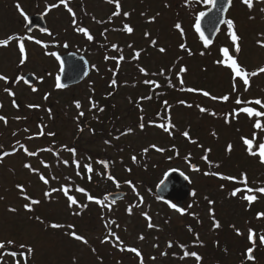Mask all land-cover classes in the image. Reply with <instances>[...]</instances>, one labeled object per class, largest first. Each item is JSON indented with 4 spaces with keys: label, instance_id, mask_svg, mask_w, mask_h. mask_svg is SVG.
I'll use <instances>...</instances> for the list:
<instances>
[{
    "label": "rangeland",
    "instance_id": "1",
    "mask_svg": "<svg viewBox=\"0 0 264 264\" xmlns=\"http://www.w3.org/2000/svg\"><path fill=\"white\" fill-rule=\"evenodd\" d=\"M72 1L73 5L68 3V7L71 5L75 18L71 17L72 14L64 5L58 4L60 0H0V40L11 35L25 37L27 25L21 10L28 17L44 15L48 24L46 34L36 32L28 36L30 39L25 37L28 57L25 63L21 64L23 54L19 51L18 41L13 40L6 49L0 48V75L8 78V83L0 80V104L3 105L0 115L7 120V124L0 121V147L15 152L14 155L3 157L0 162V242H4L6 248L19 252L21 257L25 254V260L19 259V264H140L141 258L134 252L135 255L128 253V248H136L141 252L143 264H237L246 261L247 250L253 248L248 239V230L252 229L257 239L264 235V217L257 218L259 213H264V196L259 192L248 193L246 190L238 192L235 197L231 193L246 187L264 188V166L256 156L250 157L242 140L253 139V151H258L255 145L264 143V127L256 130L255 122L241 111L244 107L252 108L248 105L249 101L258 99V96L264 98V73L250 76L251 86L245 90L242 79H234V74L216 61L223 59L220 49L227 46L230 54L248 72H258L264 66V47L260 46L264 43V12L261 11L264 2L253 0V8L249 10L241 0H234L228 19L235 22V30L240 37L241 51L236 54L226 26L209 50L199 41L194 32L195 20L199 12L207 10L208 6L198 0H118L121 6L120 16L103 27L81 13L77 5L81 7L84 0ZM88 1L85 6L90 16L101 21L114 17L117 0H113L112 4L103 0ZM18 4L20 8L17 7ZM54 4L59 6L50 7ZM125 12L130 15L126 17ZM152 17H156L155 22H150ZM177 23L181 25L183 35L175 27ZM125 24L133 27L132 34L122 30ZM115 26L122 32L109 31ZM81 27L91 31L93 42L79 33L77 29ZM105 31V37H102ZM36 40L41 41V44H37ZM153 41L156 42L155 47ZM44 44L48 47L45 48ZM64 44L69 46L71 52L85 56L92 70L83 84L61 90L56 88L59 63L48 53H65ZM113 45L119 50L114 49ZM181 45H185L187 50L181 49ZM100 46L106 48L111 62H107L103 53L102 57L97 55ZM160 47H164L166 51L159 52ZM136 51L141 53L139 59H133ZM86 52L87 55L84 54ZM120 55L124 56V60L117 63ZM141 67L149 73L148 76L139 71ZM181 67H186L188 71L179 73ZM161 72L163 76L160 75ZM27 74L36 77V91L28 88L23 80L16 83L19 76ZM117 74H121V79ZM181 76L183 85L180 84ZM146 79L155 80L161 89L145 84ZM113 80L122 85L116 87V84H112ZM132 83L139 86L140 95L148 100L143 101L140 109L129 104L130 99L135 101L138 98L137 92L131 87ZM167 83H172L174 88L169 93L171 96L164 97L161 103L154 100V96L162 93V84ZM189 87L208 91L218 99L212 100L199 91L181 90ZM5 88L13 92L14 96L5 92ZM223 96H228L229 99H219ZM238 99L241 101L239 104L236 103ZM76 101L80 102V109L75 107ZM108 101L117 105L116 116L120 118L118 128L112 135H109L111 117L109 108L107 109ZM181 101L185 104H181ZM186 104L192 107L189 108ZM199 107H204L207 111L201 113ZM100 108L104 111L101 112ZM160 109L164 113L169 110L171 122L175 125L170 130L171 135L155 127L169 118L167 114L165 119L156 117ZM259 109L264 110L262 107ZM81 111L84 112L83 116H79ZM98 119L107 124L102 125ZM140 124H144L143 130ZM81 129L83 131L78 135ZM41 130L43 135H40ZM184 131L189 132L191 139L182 135ZM49 133L55 135H48ZM118 140L119 145H127V149L128 145L137 150L155 145L156 148L165 149V153L152 148L149 150L152 159L170 160L158 163L157 168L155 166L150 172H146L142 161H131L124 154L126 167L130 170L128 172L120 166L115 151L107 143H117ZM21 144L28 151L38 153L36 157L28 156L20 147ZM229 144L232 145L230 153L227 151ZM46 146L59 153L58 159L53 153L41 151ZM71 146L76 149L75 156L72 152L64 151ZM209 148L211 153L205 151ZM84 152L89 154L83 156ZM205 155L211 161V166L202 159ZM108 160L115 162L114 173L118 176V181H115L121 186L120 189L104 177L105 168L101 161ZM63 161H67V165ZM76 161H79L80 170L74 166ZM26 163L37 171L25 168ZM88 164L93 168L92 173L84 167ZM192 164L198 165L200 170L192 172ZM216 164L220 167L213 170ZM237 167L246 171L247 186L204 174L217 172L241 180L244 171ZM172 170L183 172L189 179L192 191L196 193L184 214L176 213L173 208L154 200L157 184ZM39 174L49 180L47 185L39 179ZM88 174L91 175L90 180H87ZM68 179L72 182V187ZM138 180L145 182L146 186H140ZM129 182L134 186H130ZM17 184L24 185L32 198L41 200V204L32 206L33 212L24 208L29 201L23 199ZM63 187L69 189L68 195L75 196L77 205L70 207V202L62 191H52ZM149 187L153 197L145 190ZM78 188H84L88 195L102 203L89 202L84 193L76 190ZM117 191L125 192L128 196L124 201L112 205L106 196ZM45 192H51V195L46 197ZM245 195H255L257 199L250 203L242 198ZM199 201H203L207 207L198 217ZM213 207L217 211V219H231L235 230L240 229L243 235H236L234 229L227 235L223 232L222 237L207 231L205 227L210 224L208 220L212 216ZM9 208L17 211L10 212ZM104 215L107 217L101 221ZM35 216H39L43 223L34 219ZM193 216L198 217L199 222L194 221ZM147 217L151 218L154 227H148ZM112 221L116 223L113 224ZM52 223L74 225L75 232L83 235L88 243L84 244L65 234L73 229H52L49 226ZM200 223L205 226L201 227ZM147 229L156 235L150 237L149 247L139 238L147 235ZM170 229L173 234H170ZM109 231L113 235H109ZM198 234L200 239H197ZM215 238L221 241L222 246L231 244L227 255L220 252L212 254L213 249L221 251L222 247L214 245ZM193 239L209 242V246L200 249V253L205 255V261L197 262L193 257H184L183 254L187 251L185 249ZM9 240L13 243L8 244ZM155 240H159V243L156 244ZM170 242L173 244L172 248H169ZM21 244L32 247L34 252L28 253L26 248L20 247ZM180 245H184L183 250ZM121 248L125 250L121 251ZM257 251L260 255L256 254ZM175 252L181 255H173ZM253 253L255 260L247 264H264V249H254ZM17 260V257L6 256L0 259V264H18Z\"/></svg>",
    "mask_w": 264,
    "mask_h": 264
},
{
    "label": "snow or ice",
    "instance_id": "2",
    "mask_svg": "<svg viewBox=\"0 0 264 264\" xmlns=\"http://www.w3.org/2000/svg\"><path fill=\"white\" fill-rule=\"evenodd\" d=\"M107 2L109 4H112L113 3V0H107ZM198 2H203L205 4V6H210V8L208 9V11H201V12H199V14L196 17L195 24H194L195 31L199 34L200 39L203 41L204 47L207 48V47H209L212 44V41L207 36H205L204 30L202 29L201 22L205 20V17H207L209 15V12L210 11L216 10L217 12H219V13L222 14L223 12L227 11V9L224 8L222 5L221 6H218V0H198ZM241 2L244 5H246L249 10H251L253 8V0H241ZM261 2H264V0H261ZM60 3L63 4L67 8L68 12L72 14L73 18H75V15H76L75 12L73 11V9L71 7H68V0H60ZM231 4H232V0H228L229 7L231 6ZM58 6L59 5H55L54 4V5H51L50 7H58ZM17 7L20 8V5L18 4ZM120 7H121L120 6V3L117 0V2H116V9L117 10L113 12V15L114 16H120V11H119ZM261 11L264 12V8H262ZM21 15L24 16V18H25L26 21L28 20V16L25 13H23L22 10H21ZM124 15L127 17V16L130 15V13L125 12ZM155 19H156V17H152L150 22H155ZM250 19H254V17H250ZM221 22L227 25V29L229 30L230 39L232 41V44L235 46L234 47L235 53L236 54H239L240 51H241V47H240V44H239L240 37L237 35V32L235 30V22L233 20H231V19H225V20H222V21H219V20L214 21L213 22V31H218L219 30L216 25H218ZM175 27L177 29H179L181 31V34L183 35V29H182L181 25L179 23H177L175 25ZM77 30L79 32L83 33L87 37L88 40L91 41L93 39V36L89 33V31H88L87 28L81 27V28H78ZM122 30L125 31V32H127L128 34H132L133 31H134L133 27L129 26L128 24H125L123 26V29ZM44 31H47V29H45ZM48 34L51 35L50 32ZM146 35H149V34L146 33ZM28 38L30 39V37H28ZM13 40H16V41L19 42L18 43V48H19L20 53L23 54L22 59H21V64H23V63H25L27 61V58H28L27 57V52H26V49H25V44H24L25 37H22L20 35H11L7 39L0 40V47H6V46H8ZM35 42L37 44H41V41H39V40H36ZM152 43H153V46L155 47L156 42L153 41ZM43 46L45 48L48 47V45H46V44H44ZM129 46L131 47V45H129ZM260 46L261 47H264V43H262ZM65 47H67V44H65ZM113 48L114 49H117V46L113 45ZM181 49L187 50L185 45H181ZM117 50H119V49H117ZM120 51H122V50H120ZM158 51L161 52V53H164L166 51V49L164 47H160L158 49ZM220 52H221V55H222L223 59L217 60L216 63L219 64V65H223L224 67L230 69L232 71V73L234 74V79L236 77L241 78L243 80V83H244L245 86H248L249 85V77L250 76H256L259 73H264V67L259 68L258 72L257 71L248 72L245 68L241 67V65L237 62L236 57L233 56L232 54H230V49L227 46L226 47H222L220 49ZM48 54L51 55V56H54L58 61H60V63H61V71H62L63 70V63L64 62L61 60L60 56L57 55V53H55V52H51V53H48ZM191 54L192 53L189 51V55H191ZM201 54L203 55V53H201ZM140 56H141V53L139 51H136L135 54H134V56H133V59H139ZM111 58L112 59H116L115 57H111ZM106 59H108V57H106ZM123 60H124V56L123 55H120L119 58H118V60H117V63H120ZM139 71L143 75H145V76H148L149 75V73L143 67H141L139 69ZM187 71H188V69L186 67H181L179 69V73H181V74L186 73ZM153 75H155V74H153ZM160 75H163V72H161ZM0 80L4 81L5 83H8V78L6 76H4V75H0ZM21 80H23L24 83H26V84L28 83V80L25 79V77L22 76V75L18 77V79L16 80V83H19ZM144 83L145 84L155 85V87H157V88L160 87V85L155 80L146 79L144 81ZM112 84L115 85L116 84V81L113 80L112 81ZM180 84L181 85L184 84V80H183L182 76L180 78ZM65 87H66V85L61 82V78L59 76H57L56 77V88H58V89H64ZM233 87L235 88V85H233ZM32 90L33 91H36L35 88H33ZM181 90H185L187 92H197V91H199L200 94H202L205 97H209L212 100L218 99L216 96H212L208 91H204V90H199V89H195V88H191V87H189L187 89H183L182 88ZM245 90H247V87L245 88ZM5 92H7L10 96H14V93L11 92L8 88H5ZM45 99H47V96H45ZM149 99H150V97H149ZM219 99H222L224 101H227L229 99V97L228 96H223V97H220ZM165 103L167 104L166 101H165ZM180 103L181 104H185L184 101H181ZM236 103L239 104V103H241V101L238 99L236 101ZM249 103H254L256 105H261V107L264 108V103H262V101L259 100V99L255 100V101H250ZM14 104H15V101H14ZM186 106L189 107V108L192 107V105H190V104H186ZM2 107H3V105L0 104V108H2ZM29 107H38V106H36V105H29ZM75 107L77 109H80L82 107L79 101H76L75 102ZM95 107H96V105H95V103H93V108H95ZM100 111L102 112V111H104V109L103 108H100ZM199 111L201 113H205L207 111V109L204 108V107H199ZM241 111L244 112V113H246L249 117H253V116H255V117H261V116H264V112L256 111V110H254L251 107H244V108L241 109ZM211 114L212 115H216V113H211ZM83 115H84V112L83 111L79 112V116H83ZM17 119H19V117H17ZM141 119H143V118H141ZM0 121H4V123L7 124L6 118L4 116H2V115H0ZM155 126L158 127V128L163 129L165 132H168L170 135H171V131L170 130L175 127V125L172 124V122H171V117L170 116L168 118L167 125H165L164 123H161V124H158V125H155ZM254 127L256 129H261L262 127H264V125H262L259 122V120H257V122L254 124ZM140 128H141V130H143L144 124H140ZM25 130L27 131V129H25ZM81 131H83V129H81ZM129 131H131V129ZM14 135H15V133H14ZM40 135H43V130H41ZM48 135H55V134L54 133H49ZM182 135L185 138L191 139V137L189 136V132L188 131H184L182 133ZM213 135H215V133H213ZM29 139H32V137H29ZM242 140H243V143L247 146V152H248V154L250 156H257L258 155L260 157V162L261 163H264V143H259L258 146H257L258 147V151H253L254 140L253 139H248V138H242ZM192 142L193 143H196V141H192ZM20 147L24 150V152L28 156H34V155H37L38 154V153H35V152L28 151V149L23 144H21ZM152 147L153 148H156L155 145H153ZM67 150L70 151V152H72V154L75 156V154H76V149L75 148H71V149H67ZM41 151H50V149H41ZM145 151H147V150H145ZM156 151L162 152V151H164V149H162V148H156ZM205 151L207 153H211V149L210 148L209 149H206ZM227 151L229 153L232 151V145L231 144L228 145ZM14 154H15V152H13V153L5 152L4 153L5 156H7V155H14ZM0 159H2V157H0ZM132 159L135 161L136 157H133ZM202 159H204L206 162H208L210 164V166H211V161L208 160V156L207 155H205L204 157H202ZM64 163L67 165L68 162L67 161H64ZM75 163H76L77 168H79L80 167L79 161H76ZM101 163L104 165L105 168L108 167V165H107L106 162L101 161ZM24 167L27 168V169H29L32 172H36L37 171L36 169L32 168V165L29 164V163H26L24 165ZM45 167H49V165H45ZM84 167L87 169V171L89 173H92L93 172V168H92V166L90 164L85 165ZM192 167H193V170L194 171H199L200 170L195 165H193ZM215 167L219 168L220 165L219 164H216ZM180 174L182 176L184 175L182 172ZM204 174L205 175L218 176L222 180H232V181H235V182H238V183H243L245 186H247V174L246 173L243 174V179L242 180H237V178L235 176H226V175H222V174L217 173V172H205ZM107 178L109 180H113V182H115L114 177H112L111 175H108ZM39 179L41 181H43V183L45 185H47L49 183V180L46 179L43 174H39ZM89 179H91V177H89ZM185 179H188V177H185ZM129 183H131V182H129ZM117 186H119V185L117 184ZM16 187L18 188V190H19L20 194L22 195L23 199L26 200V201H29V203H26L24 205V208L28 212H33L34 209H33L32 206L33 205H39V204H41V200L32 198L27 193V188L24 185L17 184ZM76 190L78 192L84 193L87 196L88 200L94 201L97 204H101L102 203L101 200L95 199L91 195H88V193L85 191L84 188H78ZM244 190H246L248 193H252V192L256 191V192H259V193L264 194V188L253 189V188H250V187H246V189H236V190H234L231 193V195L233 197H235L238 194V192L244 191ZM52 191H62L67 196V199L70 202V204H69L70 207L73 206V205H77L78 204V201L75 198V196L68 195L69 189L67 187H63L61 189H53ZM44 195L46 197H48V196L51 195V192H45ZM192 195L195 196L196 193L193 191L192 192ZM242 198L243 199H246L250 203L253 202V201H255L257 199V197L255 195H245ZM210 203H212V202H210ZM81 206L82 207H86V205H81ZM170 207H172L173 209H175L177 212H180L181 214H184V210L182 208L177 207L176 204H174V203L173 204H170ZM8 210L10 212H13V213H15L17 211V209H15V208H9ZM129 212L131 213V210H129ZM74 214H79V213H74ZM145 215L147 216V214H145ZM261 217H264V213H259L258 214L257 218L259 219ZM147 218L149 219L148 227L149 228L154 227V225L151 223V218L150 217H147ZM34 219H36V220L40 221L41 223H43V221L40 220V217L39 216H35ZM111 223L115 224L116 222L115 221H112ZM49 226L52 229H61V228H64V227L73 229V231L66 232L65 234L66 235H70L75 240L81 241L84 244H87L88 243L87 239L83 235H78L75 232L74 225L69 224V225L65 226V225L60 224V223H52ZM213 226H214V228H217V229H219L221 227L220 222L215 219L214 213H213ZM189 231H191V229H189ZM248 231H249L248 239H249V241L253 245H255L256 244V233L252 229H249ZM109 235H113V234L112 233H109ZM237 235H243V233L240 232L239 230H237ZM139 238L141 240H143L144 239V236L141 235ZM117 239H119V237H117ZM197 239H199V238L197 237ZM259 241H260L261 244H264V235H260L259 236ZM7 243L8 244H12L13 241L9 240V241H7ZM20 247L21 248H26L28 253H33L34 252V249L32 247H30V246L21 244ZM169 247H172L171 242L169 243ZM4 248H5V243L4 242H0V249H4ZM124 250H125L124 248H121V251H124ZM127 251L134 252L136 254V256H138V257L141 258L140 259V264H143V257L141 256V252L138 249H136V248H128ZM225 251H226V249H225ZM253 252H254V248H249L247 250V254L246 255H247V259L248 260H251V261H254L255 260V257L253 255ZM11 255L12 256H15L16 253L15 252H12ZM183 255H184V257L191 256V257L195 258V260L197 262H200L203 259L195 251H192V252L185 251ZM153 259H155V258L153 257Z\"/></svg>",
    "mask_w": 264,
    "mask_h": 264
},
{
    "label": "trees",
    "instance_id": "3",
    "mask_svg": "<svg viewBox=\"0 0 264 264\" xmlns=\"http://www.w3.org/2000/svg\"><path fill=\"white\" fill-rule=\"evenodd\" d=\"M103 1H105V2H107V0H103ZM87 2L89 3V1L88 0H84V2H83V4L81 5V7L79 6V5H77V7H79L80 9H81V13L82 14H84L85 15V17H90L92 20H93V22H95L96 24H98V25H102V26H105V24L106 23H111L113 20L115 21V18H116V16H114V17H112V18H110V20H109V18H107V20H104L103 22H101V21H99V20H97L94 16H90L89 14H88V11H87V8H86V6H85V4H87ZM68 3L69 4H71V5H73V1L71 0H69L68 1ZM58 4H61L60 2L58 3ZM61 5H63V4H61ZM71 5L69 6V7H71ZM80 11V10H79ZM71 17H73V16H71ZM118 17V16H117ZM81 20H82V18H80ZM264 20V17H263V19H262V21ZM83 21V20H82ZM227 27V26H226ZM86 28V27H85ZM88 31H89V33L91 34V31L88 29ZM109 31H114V33H121L122 32V30L119 28V27H117V26H115L114 27V29H112V30H109ZM105 34H106V31H105V33H103V35H102V37L104 36L105 37ZM106 38H108V36L106 37ZM88 41H90V40H88ZM92 42H93V39L91 40ZM101 45H103V44H101ZM207 50H209V49H207ZM101 53H103L102 55H103V57L104 58H106V57H108V55L106 54V48H104V46L103 47H99V49H98V56H101ZM84 54H88L87 52L86 53H84ZM102 57V56H101ZM108 60L109 59H107V62H108ZM110 61V60H109ZM111 62V61H110ZM120 65V64H119ZM241 67H243L242 65H241ZM264 67V66H263ZM227 70H229V71H231L230 69H228L227 68ZM232 72V71H231ZM260 74V73H259ZM117 76L121 79V74H117ZM161 76H163V75H161ZM170 76H172V75H170ZM237 79L239 78V77H236ZM167 79H169V80H171V78L170 77H168ZM240 79V78H239ZM241 80V79H240ZM242 82H243V80H241ZM118 85H122V83H117L116 82V87L118 86ZM136 84L135 83H132V88L137 92V95H138V98L134 101V100H132V99H130L129 97V99H130V102H129V104L130 105H132L133 107H137V108H141V106H142V103H143V101H148V100H144L143 98V96L142 95H140V93H139V91H138V88H139V86H135ZM172 83H167V84H162V86H163V91H162V93H160L161 91H160V89H161V87H160V89H159V93L160 94H157L156 96H154V100H156V101H158V102H163V99H164V97H166V96H171V95H169V93H172V90L174 89L172 86ZM250 86H251V83H249V85L248 86H246L247 87V90H248V87L250 88ZM131 88V89H132ZM255 93H257V92H255ZM151 95V94H150ZM258 96V95H257ZM259 98V100H261L262 101V103H264V98L263 97H261V96H258ZM149 98V97H148ZM147 99V98H146ZM255 100H257V99H255ZM255 100H251V101H255ZM250 102V101H249ZM248 102V105H250V106H252V108L254 109V110H256V111H261V112H264V110H261V109H259V108H261V105H256V104H254V103H249ZM108 107H107V109L109 108V117H111V119H110V124H111V129H110V131H109V135H112L114 132H116V130H117V128H118V122L120 121V118H119V116H116V114H117V111H118V109H116V107H117V105L115 104V103H112V102H110V101H108ZM259 107V108H258ZM106 108H105V110H107ZM166 114L168 115V116H170V114H169V110H168V112H166V113H164V110H162V109H160V112H159V114H158V116H156V117H160V118H162V119H165L164 118V116H166ZM247 117L251 120V121H254L255 123L257 122V120H259V122L263 125V123H264V116H261V117H255V116H253V117H249L248 115H247ZM99 122H100V120H98ZM165 124H167L168 123V121L167 120H165V122H164ZM103 124H107V123H103ZM156 127V126H155ZM262 129V128H261ZM261 129H256V130H261ZM116 136H120V135H116ZM108 143V145L109 146H111L112 147V149L115 151V154H116V156L118 157V160H119V164H120V166H122V167H124V169L125 170H127L128 172H129V169L126 167V159L124 158L123 159V155L124 154H126V155H128V157H129V159L131 160V161H134L132 158L133 157H136V159H135V161L134 162H139V161H142V163H143V169H144V171H146V172H150L151 171V169L153 168V167H155L156 166V168L158 167V163H162V162H164V161H166V162H168L170 159L169 158H164V159H162V160H160V161H156V160H153L152 159V157H151V155H150V152H149V150L150 149H152L153 147L151 146V147H149V148H147V147H143V148H138V150H137V148H133L131 145H128V149L126 148L127 147V145H123V146H120L119 145V140H118V142L117 143H113V141L112 142H107ZM258 145L256 144L255 145V147L258 149V147H257ZM73 148V147H72ZM145 150H147V151H145ZM64 151H67V149H64ZM129 151H131V152H129ZM128 152V153H127ZM162 153H165V149H164V151H162ZM89 153L88 152H84V154H83V156H85V155H88ZM251 158H253L254 156H250ZM259 160V162H260V157L257 155L256 156ZM107 165H108V167L107 168H105V172H104V177H105V179L107 180V181H111V182H113V180H109L107 177H108V175H111L112 177H114V179L115 180H117L118 181V176L114 173V170H116V165H115V162L114 161H112V160H108L107 162ZM263 164V166H264V163H262ZM213 168H215V169H213V170H218V168L217 167H213ZM239 170H241L242 172L244 171V170H242V169H240L239 167H237ZM78 169V168H77ZM154 169V168H153ZM246 171H244V173H245ZM214 176V175H213ZM248 177V176H247ZM243 179V178H242ZM241 179V180H242ZM117 181H115V182H113V183H115L116 185L118 184V182ZM249 181H250V179H249ZM138 182H139V184H141L140 186H143V185H145L146 186V183L145 182H143V181H140V180H138ZM143 182V183H142ZM119 185V184H118ZM130 186H134V184L131 182L130 183ZM121 188V186L119 185L118 186V189H120ZM149 194H150V196L151 197H153V195H152V190L150 189V187L149 188H146L145 189ZM262 194V193H261ZM262 196H264V194H262ZM207 198V197H206ZM154 200H156L157 202H159L156 198L154 199ZM89 202H90V200H89ZM204 205V206H203ZM100 208H101V206H99ZM207 206H205V204H204V202L203 201H199L198 202V205H197V208H198V210L200 211L199 213H200V215H198V217L199 216H201L202 215V212L204 211V209L206 208ZM211 211H212V216H211V218L210 219H212L213 220V213H214V215H215V219L216 220H218L219 222H220V224H221V227L219 228V229H217V228H215V231H214V233H216V235H217V237H222L223 236V232H224V235H227L228 234V232H229V228H231L232 226H234L235 224L233 223V221L231 220V219H229V220H226L225 222H223V225H222V221L221 220H219V219H217L216 218V210H215V208L213 207V208H211ZM149 213H150V210H149ZM149 213H146L147 214V216H149ZM124 214V213H123ZM126 214V213H125ZM80 216H81V214H80ZM133 217H134V215H132ZM107 216H103V217H101V221H103V220H105V218H106ZM162 218H164L165 219V217H163V216H161ZM194 217V216H193ZM198 217H194V218H198ZM103 219V220H102ZM169 228V227H168ZM171 228V227H170ZM147 231H148V229H147ZM170 231H171V229H170ZM198 232V231H197ZM213 232V231H212ZM109 233H110V231H109ZM170 234H173L172 233V231H171V233ZM196 235H197V233L195 234V237H196ZM156 235L154 234V232H151V231H148L147 232V235L144 237V239L142 240V242L144 241V242H146V246L147 247H149V245H150V243H148L149 242V240H150V237H155ZM225 237H227V236H225ZM157 239H158V237H157ZM156 241V244H158L159 242V240H155ZM190 245H189V247H187L185 250H191V252L192 251H195V252H197L203 259L202 260H204L205 261V255L203 254V253H199V250H198V248L200 247V246H202V247H206V242L204 243V242H202V241H200L199 242V240H197V241H195L194 239H193V241H191L190 243H189ZM214 245L215 246H217L218 248L219 247H221L222 246V243H221V241H219L217 238H215V243H214ZM89 247V246H88ZM88 247H87V250H88ZM231 244H224V246H222L221 247V252L222 253H226V255H227V253L229 252V250H231ZM91 248V247H90ZM190 248V249H189ZM225 249H226V251H225ZM255 249V248H254ZM12 252H15L16 253V255L15 256H12L11 255V253ZM87 252H89L90 253V251H87ZM87 252L85 253V255L88 257L89 256V254H87ZM128 253H129V251H127ZM95 253H97V252H95ZM132 255L134 254L133 252H130ZM19 252H16V250H13L12 248H4V249H0V259L1 258H3V257H5V256H9V257H17L18 258V260L19 259H23V260H25V254H23V256L21 257V256H19ZM256 254L257 255H260V252L259 251H257L256 252ZM135 255V254H134ZM225 255V256H226ZM189 257H191V256H189ZM228 263V262H227ZM247 263H250L249 262V260L247 259L246 261H241V262H239V263H237V264H247ZM18 264H19V262H18ZM25 264H27L26 262H25ZM87 264V263H86ZM229 264V263H228Z\"/></svg>",
    "mask_w": 264,
    "mask_h": 264
},
{
    "label": "water",
    "instance_id": "4",
    "mask_svg": "<svg viewBox=\"0 0 264 264\" xmlns=\"http://www.w3.org/2000/svg\"><path fill=\"white\" fill-rule=\"evenodd\" d=\"M233 1L234 0H232V4H233ZM232 4L229 7L228 0H218V6L222 5L224 8L227 9V11L221 14L217 12L216 10H212L209 12V15L205 17V20L201 22L202 29L204 30L205 36H207L212 41V44L209 47L213 46L222 27L225 25L224 23L221 22L218 25H216L219 30L213 31V22L217 20L222 21V20L227 19V15L232 7ZM208 9L206 11H208ZM28 26H29L27 30L28 34H31L35 30L44 33L46 32L44 30L48 29L45 18L41 15L30 17L28 19ZM196 34L199 36L197 32ZM65 49L68 50V47H65ZM56 53L57 55L60 56L61 60L64 62L63 70L61 71V63L60 61H58L60 64V76L59 77L61 78V82L66 85L64 89L77 86L83 83L88 78L90 71H91V67L85 57L80 56L76 53H68L65 55H61L58 52ZM25 79L28 80V83H27L28 86L32 87L35 85V82H36L35 77L28 75L25 77ZM195 166L198 167L197 165ZM191 170L194 171L193 167H191ZM156 196L161 201H164L170 204L174 203L177 205V207L184 209V204L190 198L191 191L187 183V179H185L184 175L182 176L180 172H170V173H167L164 176L163 180L158 184L156 188ZM126 197H127L126 193L116 192V193H111L107 195L106 198L109 202L117 203V202L123 201Z\"/></svg>",
    "mask_w": 264,
    "mask_h": 264
},
{
    "label": "flooded vegetation",
    "instance_id": "5",
    "mask_svg": "<svg viewBox=\"0 0 264 264\" xmlns=\"http://www.w3.org/2000/svg\"><path fill=\"white\" fill-rule=\"evenodd\" d=\"M15 105H17V104H15ZM195 221H196V222H199V220H196V219H195ZM210 222H211V220H208V223H210ZM199 225H200L201 227H204V226H205V224H202V223H200ZM206 225H207V227H205V229H207V231L210 232V230H209L210 224H209V225L206 224ZM222 225H223V222H222ZM198 229H200V228H198ZM198 229H197L196 231H198ZM229 230L232 231L233 228L231 227V228H229ZM198 238L200 239L199 234H198ZM195 239H196V238H195ZM212 239H213V238H212ZM201 240H202V239H201ZM201 240H200V241H201ZM207 240H209V239H207ZM213 242H214V241H213ZM256 243H257V241H256ZM257 245H258V248H261L260 246L263 245V244H261V245H260V244H257ZM180 246L182 247L181 249L183 250L184 245H180ZM206 246H209L208 243H207ZM213 246H214V245H213ZM212 248H213V247H212ZM219 252L221 253V251H219L218 249H216V250L213 249L212 254H213V253H219ZM174 254H176V255H181L180 253H176V252L173 253V255H174ZM181 258H182V256L179 257V259L177 260V262H179ZM215 259H216V258H214V260H215ZM183 260H186V258H183ZM219 260H220V259H217V261H219Z\"/></svg>",
    "mask_w": 264,
    "mask_h": 264
}]
</instances>
